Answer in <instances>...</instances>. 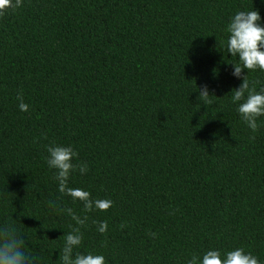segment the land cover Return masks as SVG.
Masks as SVG:
<instances>
[{"label": "trees", "instance_id": "1", "mask_svg": "<svg viewBox=\"0 0 264 264\" xmlns=\"http://www.w3.org/2000/svg\"><path fill=\"white\" fill-rule=\"evenodd\" d=\"M252 10L264 25V0H23L0 17V225L37 264H60L76 226L58 208L88 216L75 251L106 264L235 248L264 264V117L253 133L238 113L226 49L231 18ZM244 74L264 87V72ZM52 144L87 162L69 186L112 207L85 213L59 191Z\"/></svg>", "mask_w": 264, "mask_h": 264}, {"label": "clouds", "instance_id": "2", "mask_svg": "<svg viewBox=\"0 0 264 264\" xmlns=\"http://www.w3.org/2000/svg\"><path fill=\"white\" fill-rule=\"evenodd\" d=\"M22 6L23 0H0V17ZM260 20L258 10L239 11L231 18L226 28L229 34L226 42L227 53L239 61L232 63V75L242 80L239 87L234 88L231 99L233 103L239 102L237 111L253 133L259 130L258 119L264 117V87L257 91L254 85L258 81L250 84L244 70L246 69L247 73L255 70L264 72V25ZM210 95L207 85H204L199 89L198 99L207 106L214 102ZM17 100L20 110L27 112L29 106L24 102L22 92L17 94ZM249 139L254 141L255 135ZM47 152V164L49 168L56 170L54 178L58 181L62 194L70 196L74 202L80 201L85 213L94 209L106 212L112 207L113 201L110 199L93 200L90 192L69 186V178L73 172L79 171L83 175L88 171L87 162L79 161V154L72 146L52 144L47 146ZM58 212L66 213L76 225L64 237L59 253L60 264H106L105 257L101 254L75 251L82 244L81 228L86 225L88 216L81 217L72 208H58ZM125 226L120 225L121 228ZM97 231L105 234L107 222H99ZM0 264H37L33 255L25 250L24 237L12 224L0 225ZM187 264H260V261L243 248H235L223 255L219 250H208L202 257L193 255Z\"/></svg>", "mask_w": 264, "mask_h": 264}]
</instances>
